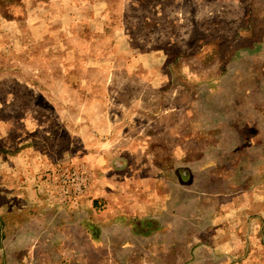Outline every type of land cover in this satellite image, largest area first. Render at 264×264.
Returning a JSON list of instances; mask_svg holds the SVG:
<instances>
[{
  "label": "rangeland",
  "instance_id": "obj_1",
  "mask_svg": "<svg viewBox=\"0 0 264 264\" xmlns=\"http://www.w3.org/2000/svg\"><path fill=\"white\" fill-rule=\"evenodd\" d=\"M0 264H264V0H0Z\"/></svg>",
  "mask_w": 264,
  "mask_h": 264
}]
</instances>
